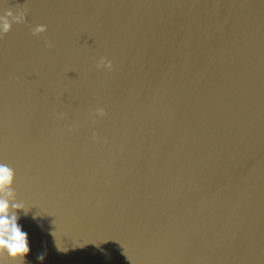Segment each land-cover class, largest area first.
I'll return each instance as SVG.
<instances>
[{
  "label": "water",
  "instance_id": "1",
  "mask_svg": "<svg viewBox=\"0 0 264 264\" xmlns=\"http://www.w3.org/2000/svg\"><path fill=\"white\" fill-rule=\"evenodd\" d=\"M7 11L26 12L0 37L25 264H264V0Z\"/></svg>",
  "mask_w": 264,
  "mask_h": 264
},
{
  "label": "clouds",
  "instance_id": "2",
  "mask_svg": "<svg viewBox=\"0 0 264 264\" xmlns=\"http://www.w3.org/2000/svg\"><path fill=\"white\" fill-rule=\"evenodd\" d=\"M26 12L20 11L18 15H13L12 11H7L0 15V37L10 31L11 24L9 18L13 22L20 23L25 20ZM47 31L46 25H37L33 30V35L45 33ZM47 47L51 48L50 42L45 41ZM104 67L106 69L112 68L111 61H106L101 57L97 67ZM97 115H105L103 109L97 111ZM12 183V173L6 166L0 165V264H7V257L15 262V264H25L26 257L30 253L28 245L27 233L24 232L18 223V216L14 214L11 209L16 211H27L20 205H11L7 199L9 193V186ZM43 259V257H39Z\"/></svg>",
  "mask_w": 264,
  "mask_h": 264
}]
</instances>
